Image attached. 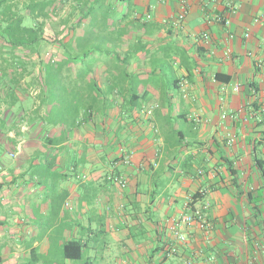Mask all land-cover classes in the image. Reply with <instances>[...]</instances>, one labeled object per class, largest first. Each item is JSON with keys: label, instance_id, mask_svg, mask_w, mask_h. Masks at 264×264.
<instances>
[{"label": "crops", "instance_id": "crops-1", "mask_svg": "<svg viewBox=\"0 0 264 264\" xmlns=\"http://www.w3.org/2000/svg\"><path fill=\"white\" fill-rule=\"evenodd\" d=\"M116 1L117 58H0V264H264V0Z\"/></svg>", "mask_w": 264, "mask_h": 264}, {"label": "trees", "instance_id": "trees-1", "mask_svg": "<svg viewBox=\"0 0 264 264\" xmlns=\"http://www.w3.org/2000/svg\"><path fill=\"white\" fill-rule=\"evenodd\" d=\"M54 2L55 0H0V58H44L42 45L57 39L56 31L50 37L45 29L55 11ZM89 8L90 6L81 14L80 19L87 17ZM61 22L66 23L68 19ZM111 54L109 52L108 56ZM46 58L54 56L47 54ZM256 164L264 179V163L256 160ZM70 243L74 242L65 244L63 250Z\"/></svg>", "mask_w": 264, "mask_h": 264}, {"label": "rangeland", "instance_id": "rangeland-1", "mask_svg": "<svg viewBox=\"0 0 264 264\" xmlns=\"http://www.w3.org/2000/svg\"><path fill=\"white\" fill-rule=\"evenodd\" d=\"M65 8L63 5L53 11L50 21L46 23L45 29L50 37L58 25L64 31L72 19L67 15ZM116 16V0H94L86 17L88 22L83 35L76 38L77 28L69 27V35L42 45V57L46 58L47 54H52L54 58H117ZM65 18L68 22H61ZM109 52L113 54L112 57L108 56Z\"/></svg>", "mask_w": 264, "mask_h": 264}, {"label": "built area", "instance_id": "built-area-1", "mask_svg": "<svg viewBox=\"0 0 264 264\" xmlns=\"http://www.w3.org/2000/svg\"><path fill=\"white\" fill-rule=\"evenodd\" d=\"M181 17V15H180ZM221 19V18H220ZM248 36V33L245 34ZM206 37V34H203ZM235 90L238 88V85L233 87ZM108 179L118 183L121 187L125 186V180L122 177L117 175H110ZM208 201H205L201 206L197 207H188V211L182 213L179 218L171 225V229L175 234L177 240L180 242H185L186 236L185 233L179 230V227L183 224L189 225L195 223L203 232H208L210 230V223L207 218Z\"/></svg>", "mask_w": 264, "mask_h": 264}]
</instances>
